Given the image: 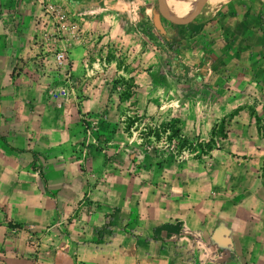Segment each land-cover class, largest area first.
Here are the masks:
<instances>
[{
	"label": "rangeland",
	"instance_id": "obj_1",
	"mask_svg": "<svg viewBox=\"0 0 264 264\" xmlns=\"http://www.w3.org/2000/svg\"><path fill=\"white\" fill-rule=\"evenodd\" d=\"M170 1L171 7L166 0L169 11L185 10ZM113 7L114 17L123 21L121 12L127 5L117 0H0V20L5 22L0 61L3 69H10L0 75L2 83L43 88L46 97L65 104L82 129L76 144H69L71 152L80 154L81 184L67 196L64 218L38 229L21 226L16 232L31 242L29 258L36 264H159L164 255L170 264H201L192 259L198 248L191 243L190 251H180L182 241L176 237L159 242L160 251L137 250L133 244L139 229L147 227L137 219L159 216L172 202L192 198L182 188L187 180L201 178L205 170L218 174L212 167L219 162L216 150L223 147L222 141L232 143V148L238 144L226 139L228 132L254 127L264 138V124L258 119L264 107L235 100V94L216 104L215 91L207 85L210 80H203L208 76L207 61L197 57L194 70V60L172 58L169 52L175 44L162 43L169 38L167 32L177 31H167L154 0H149L148 12L138 13L144 22L141 44L133 42L134 17L124 34L108 28L105 18ZM26 18L33 20V26L23 25ZM98 20L100 26L94 24ZM197 29L174 36L183 39ZM205 32L209 35L207 27ZM56 54H62L60 65ZM212 77L213 83L235 88L234 75L221 72ZM196 81L202 85L194 89ZM212 114L222 118L209 123L202 134L201 120ZM263 156L256 174L262 180ZM176 180L180 193L171 190ZM194 186L200 199L226 197L225 192L209 191L206 181ZM70 241L80 245L74 249Z\"/></svg>",
	"mask_w": 264,
	"mask_h": 264
},
{
	"label": "crops",
	"instance_id": "obj_2",
	"mask_svg": "<svg viewBox=\"0 0 264 264\" xmlns=\"http://www.w3.org/2000/svg\"><path fill=\"white\" fill-rule=\"evenodd\" d=\"M117 1L127 5L121 12L123 21L114 17L117 16L114 7L106 18L102 14L99 16L107 19L108 28L115 27L122 34L123 28L129 25L128 20L136 18L131 24L132 34L137 36L133 42L141 44L144 22L139 20L138 13L149 11V0ZM213 2L215 0L205 3L192 23L175 30L182 33L198 27L194 36L180 39L174 36L177 33L174 28L167 26V31H173L167 32V41L170 46L175 44L169 54L172 58L194 60V70L198 67L197 57L207 61L208 76L203 80H210L207 85L212 88L209 90L215 91L212 99L216 104L220 105L225 97L231 99L235 94V100L264 107V0H231L219 5L212 14H205V6ZM100 22L94 24L100 26ZM4 23L0 20V42L5 39L1 34ZM22 23L33 26V20L29 18L22 19ZM206 27L209 35L205 32ZM11 37L9 35L6 39ZM191 45L198 46L190 48ZM9 70L3 69L0 61V75ZM221 72L235 76V88L212 82V76ZM196 83L192 84L194 89L202 85L200 81ZM64 106V103L46 97L41 87H27L21 82L11 85V82L2 83L0 78V264H36L29 258L31 242L23 232L17 233V228L33 225L38 229L49 226L57 218L62 220L67 196L75 193L81 184V158H77L80 154L71 152L69 144H76V140L82 137V129L80 122L77 124V117L68 113ZM221 118L216 114L207 115L201 120L204 125V129L200 127L201 133L209 123H219ZM258 119L264 124V115H259ZM244 120L248 121V118ZM253 128L240 127L236 132L226 134L227 140L236 139L238 144L232 148V143L222 141L223 147L216 150L219 162L212 166L218 174L208 175L205 170L201 178L187 180L186 186L182 184L185 194L192 198L172 202L159 216L137 219V222L145 221L147 226L139 229L138 241L133 244L137 250L157 252L159 242L175 240L176 237L182 241L178 250L190 251L192 242L184 232L192 231L200 234L207 248L205 255L199 249L192 253L194 262L264 264V180L256 176L262 165L260 157L264 152V147L261 148L264 138L262 131ZM195 129L199 133L198 126ZM204 181L211 188L209 191L225 192L226 197L200 199L199 190L194 185L204 184ZM170 185L172 191H182L179 192L178 180ZM111 217L110 224L113 225L114 218ZM150 237L154 238L153 241ZM64 238L68 241L66 234ZM69 245L75 249L80 244L70 241ZM161 258L159 264L171 263L166 255Z\"/></svg>",
	"mask_w": 264,
	"mask_h": 264
},
{
	"label": "bare ground",
	"instance_id": "obj_3",
	"mask_svg": "<svg viewBox=\"0 0 264 264\" xmlns=\"http://www.w3.org/2000/svg\"><path fill=\"white\" fill-rule=\"evenodd\" d=\"M180 6L184 7L185 10H181V11H169L166 8L165 5V0L163 1L162 4V10L164 11V13L166 15H168V17H170L171 19L175 20V21H182L185 18H187V16L189 15V13L192 11V8L194 6V4L196 3L197 0H175ZM212 0H207L206 3L211 2ZM226 0H215V2H213L212 4H210L209 6H205L204 8V12L205 14H212L213 11L223 2H225ZM171 14H170V13ZM188 14V15H187Z\"/></svg>",
	"mask_w": 264,
	"mask_h": 264
},
{
	"label": "water",
	"instance_id": "obj_4",
	"mask_svg": "<svg viewBox=\"0 0 264 264\" xmlns=\"http://www.w3.org/2000/svg\"><path fill=\"white\" fill-rule=\"evenodd\" d=\"M207 0H198L194 6V9L192 13L183 21H175L168 16L164 14V12L161 9V3L162 0H156L155 1V12L158 16V18L167 26L173 27V28H184L190 23L193 22V20L199 15L201 12L203 6L205 5Z\"/></svg>",
	"mask_w": 264,
	"mask_h": 264
},
{
	"label": "built area",
	"instance_id": "obj_5",
	"mask_svg": "<svg viewBox=\"0 0 264 264\" xmlns=\"http://www.w3.org/2000/svg\"><path fill=\"white\" fill-rule=\"evenodd\" d=\"M61 58H62V54L55 55V61L57 65L61 64ZM53 96L56 97V95L54 94ZM184 233H185L184 236H186L187 239H189L205 255L207 248L200 234H198L197 232H192V231L184 232Z\"/></svg>",
	"mask_w": 264,
	"mask_h": 264
},
{
	"label": "trees",
	"instance_id": "obj_6",
	"mask_svg": "<svg viewBox=\"0 0 264 264\" xmlns=\"http://www.w3.org/2000/svg\"><path fill=\"white\" fill-rule=\"evenodd\" d=\"M168 1H169L168 6L171 7V1H170V0H168ZM174 30H178V28H174ZM187 36H188V37H192V36H194V33H193V32H190L189 34H187ZM166 41H167V40L163 39V40H162V43H163L164 45L167 46V42H168V41H167V42H166Z\"/></svg>",
	"mask_w": 264,
	"mask_h": 264
}]
</instances>
